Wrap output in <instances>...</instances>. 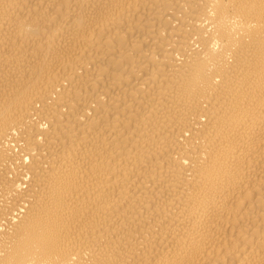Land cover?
<instances>
[{"label":"bare ground","instance_id":"6f19581e","mask_svg":"<svg viewBox=\"0 0 264 264\" xmlns=\"http://www.w3.org/2000/svg\"><path fill=\"white\" fill-rule=\"evenodd\" d=\"M0 264H264V0H0Z\"/></svg>","mask_w":264,"mask_h":264}]
</instances>
